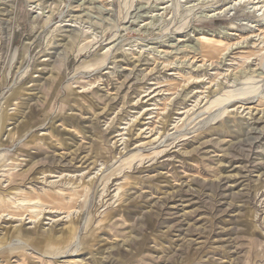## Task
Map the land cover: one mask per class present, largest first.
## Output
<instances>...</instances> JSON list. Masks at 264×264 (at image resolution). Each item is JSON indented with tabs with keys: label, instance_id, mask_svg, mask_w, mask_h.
<instances>
[{
	"label": "rangeland",
	"instance_id": "obj_1",
	"mask_svg": "<svg viewBox=\"0 0 264 264\" xmlns=\"http://www.w3.org/2000/svg\"><path fill=\"white\" fill-rule=\"evenodd\" d=\"M0 264H264V0H0Z\"/></svg>",
	"mask_w": 264,
	"mask_h": 264
},
{
	"label": "bare ground",
	"instance_id": "obj_2",
	"mask_svg": "<svg viewBox=\"0 0 264 264\" xmlns=\"http://www.w3.org/2000/svg\"><path fill=\"white\" fill-rule=\"evenodd\" d=\"M202 41L206 42V40H203V39H202ZM203 61H204V60H203Z\"/></svg>",
	"mask_w": 264,
	"mask_h": 264
}]
</instances>
